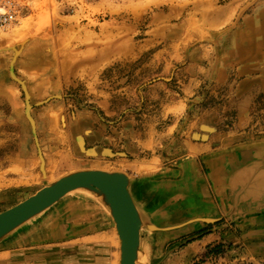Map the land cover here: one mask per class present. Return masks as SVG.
<instances>
[{
    "label": "rangeland",
    "instance_id": "1",
    "mask_svg": "<svg viewBox=\"0 0 264 264\" xmlns=\"http://www.w3.org/2000/svg\"><path fill=\"white\" fill-rule=\"evenodd\" d=\"M20 1V23L0 33V213L73 171L134 168L170 183L158 192L203 185L229 220V174L264 156V0ZM85 194L67 197L66 239L28 247L41 249L35 264H120L116 224ZM82 199L93 204L85 210ZM176 201L158 205L190 210ZM158 240L141 249V264H249L226 259L224 241L193 257L194 236Z\"/></svg>",
    "mask_w": 264,
    "mask_h": 264
},
{
    "label": "crops",
    "instance_id": "2",
    "mask_svg": "<svg viewBox=\"0 0 264 264\" xmlns=\"http://www.w3.org/2000/svg\"><path fill=\"white\" fill-rule=\"evenodd\" d=\"M190 167L195 168V165L191 164ZM222 167L224 171L226 164L223 161ZM222 167L219 164L212 175L213 179L215 177V180H217L215 181V185L218 190L221 188V183L218 180L217 173L222 170L220 169ZM130 170H126L124 173L133 179L132 192L134 195L132 196H134L133 198L136 204H138L139 209L141 208L140 210H142L143 214L158 227H170L196 218L220 219V221L212 224L198 221L181 229L156 232L158 235L148 236L146 233H141V249L144 246L147 249H152L154 247L153 238L159 239L157 241L159 243L162 236H166L168 239L194 236L198 240L193 243L194 247L197 246L193 249V257L199 256L207 246L224 241L231 244V249L227 251L225 256L229 261L236 259L249 264H264V156L247 161L243 166H240L233 173L229 174L225 186L221 189V196L226 208L225 215L230 218L224 222V215L221 216L219 214L218 209L220 208L217 205L215 206L203 194V185H198L194 190L191 188L190 194H187V196L174 195L164 191L158 192L160 187L168 190L170 183L152 181L153 179L148 175L138 173L134 168ZM189 179L195 182L197 176L192 175ZM151 188H154V194L149 191ZM197 193L199 196H197ZM162 195L167 196L164 201L160 200ZM65 199H67L65 203L59 202L60 204L58 203L48 211L59 210L56 218L52 219L48 216L47 212L2 241L0 243V261L6 262L0 263L35 264L37 260H40V256H38L40 253L37 250L41 249H29L28 247H32L33 244H47L66 239L67 236L64 232L66 227L63 226L62 221L64 220V216L68 214V211L74 207L70 206V199ZM168 199L178 200L176 202L180 208L185 206L189 209L191 208L188 211L195 213L194 216H190L187 210L182 209L176 210L175 216H173L172 211L159 208L158 204H164ZM78 201L82 203L80 206L85 208V210L93 204L89 199ZM152 207H154V211L151 210ZM155 214L158 215V218L154 217ZM49 225L52 226L49 227ZM206 225L214 226V228L198 235L203 226ZM42 253V255L47 254L45 252ZM59 253L63 252L59 251ZM11 257H13L14 262L8 261L10 260L8 258ZM42 260H44L43 257Z\"/></svg>",
    "mask_w": 264,
    "mask_h": 264
},
{
    "label": "water",
    "instance_id": "3",
    "mask_svg": "<svg viewBox=\"0 0 264 264\" xmlns=\"http://www.w3.org/2000/svg\"><path fill=\"white\" fill-rule=\"evenodd\" d=\"M26 97L28 100L29 95L26 94ZM28 109H32L29 104L27 112ZM29 119L33 123L34 120L31 117ZM33 133L35 135V130ZM42 165H44L43 159ZM130 184L129 175L120 171L83 169L68 173L23 202L0 213V243L75 190L91 191L108 209L120 239V264H139L141 233L144 229L154 232L173 231L198 221L207 224L220 221V219L196 218L170 227H158L139 209L130 192ZM142 253L145 257L144 252Z\"/></svg>",
    "mask_w": 264,
    "mask_h": 264
},
{
    "label": "built area",
    "instance_id": "4",
    "mask_svg": "<svg viewBox=\"0 0 264 264\" xmlns=\"http://www.w3.org/2000/svg\"><path fill=\"white\" fill-rule=\"evenodd\" d=\"M24 3L20 0H0V33L6 32L20 23Z\"/></svg>",
    "mask_w": 264,
    "mask_h": 264
},
{
    "label": "bare ground",
    "instance_id": "5",
    "mask_svg": "<svg viewBox=\"0 0 264 264\" xmlns=\"http://www.w3.org/2000/svg\"><path fill=\"white\" fill-rule=\"evenodd\" d=\"M59 20H60V19H59ZM60 22H61V21H60ZM54 24H55V23H54ZM26 41H27V40H26ZM20 42H21V41H20ZM7 43H8V42H7ZM21 43H22V42H21ZM21 43H20V44H21ZM23 43H25V41H24ZM23 43H22V44H23ZM5 44H6V43H5ZM22 44H21V45H22ZM7 45H8V44H7ZM12 45H13V44H12ZM12 48H13V47H12ZM22 48H23V47H22ZM15 49H16V48H15ZM48 51H49V50H48ZM15 53H16V52H15ZM16 54H17V53H16ZM16 54H15V55H16ZM15 55H14V57H15ZM14 60H15V59H14ZM14 60H13V61H14ZM11 63H12V61H11ZM10 69H11V68H10ZM11 72H12V71H11ZM11 74H12V73H11ZM9 75H10V74H9ZM14 77H15V75H14ZM14 77H13V78H14ZM14 80H17V79L15 78ZM22 81H23V80H22ZM19 82H20V81H19ZM21 86H22V83H21ZM26 86H27V85H26ZM24 87H25V86H24ZM24 89H25V88H24ZM25 90H26V89H25ZM25 90H24V91H25ZM29 94H30V93H29ZM25 97H26V96H25ZM26 98H27V97H26ZM26 98H25V99H26ZM49 98H51V97H49ZM28 100H29V99H28ZM28 100H25V109H24V110H25V114H26V116H27L28 119H29V118L31 117V115H30L31 109H28V112H27V106H28V104L31 105V104H30L31 101L29 102ZM41 102H42V101H41ZM41 102H40V103H41ZM44 102H45V101H44ZM46 102H47V101H46ZM26 116H25V117H26ZM29 116H30V117H29ZM31 118H32V117H31ZM32 120H34V119H32ZM34 121H35V120H34ZM34 121H33V123H32V122L30 121V119H29V122H30V125H31V128H32L33 131L35 130V122H34ZM88 132H89V131H88ZM196 137H197V136H196ZM77 140H78V139H77ZM82 140H83V139H79L80 143H81ZM81 144H82V143H81ZM91 152H92V151H91ZM41 153H42V152H41ZM111 154H112V153H111ZM94 156H95V155H94ZM42 159H43V158H42ZM42 159H41V161H42ZM40 167H41V166H40ZM42 173H43L44 175L46 174V172H45V170H44V165H42ZM46 177H47V176H46ZM130 180H131V178H130ZM50 182H51V181H50ZM132 184H133V181L131 180L130 190H131ZM259 184H261V183L259 182ZM262 184H263V182H262ZM164 186H165V185H164ZM255 189H256V188H255ZM72 193H83V194H84V193H86V194L89 193V196H90V194L94 195L91 191H87V190H75V191L71 192L70 194H72ZM131 193H132V195H133V192H132V191H131ZM70 194H69V195H70ZM86 194H85V195H86ZM69 195H68V196H69ZM68 196H66L65 198H67ZM91 197H92V196H91ZM133 197H134V196H133ZM153 197H154V196H153ZM65 198H63V199H65ZM251 198H252V197H251ZM165 199H166V197H161V198H160L161 201H164ZM60 201H61V200H60ZM165 202H166V201H165ZM167 203H168V202H167ZM196 203H197V202H196ZM56 204H57V203H56ZM137 205H138V204H137ZM197 205H198V204H197ZM195 206H196V205H195ZM52 207H53V206H52ZM191 207H192V206H191ZM49 209H50V208H49ZM49 209H48V210H49ZM140 209H141V208H140ZM190 209H191V208H190ZM194 210H195V209H194ZM141 211H142V210H141ZM198 211H199V210H198ZM45 212H46V211H45ZM45 212H44V213H45ZM42 214H43V213H42ZM42 214H41V215H42ZM38 218H39V217H38ZM178 224H179V223H178ZM181 224H182V223H181ZM145 230L148 231L147 229H144L143 231H145ZM143 231H142V233H143ZM148 232H149V231H148ZM150 232H151V233H152V232L154 233V231H150ZM155 232H163V231H155ZM149 234H150V233H149ZM143 243H144V242H143ZM141 245H142V243H141ZM144 253H145V252H144ZM141 255H142V254H140V256H139V264H141V261H142V260H141ZM140 260H141V261H140Z\"/></svg>",
    "mask_w": 264,
    "mask_h": 264
}]
</instances>
